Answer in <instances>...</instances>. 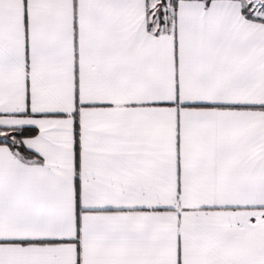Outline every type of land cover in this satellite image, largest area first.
<instances>
[{
    "label": "snow or ice",
    "instance_id": "snow-or-ice-1",
    "mask_svg": "<svg viewBox=\"0 0 264 264\" xmlns=\"http://www.w3.org/2000/svg\"><path fill=\"white\" fill-rule=\"evenodd\" d=\"M0 264H264V0H0Z\"/></svg>",
    "mask_w": 264,
    "mask_h": 264
}]
</instances>
